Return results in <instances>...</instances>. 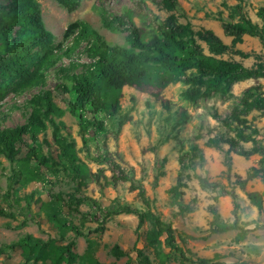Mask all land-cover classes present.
Segmentation results:
<instances>
[{"label":"rangeland","instance_id":"rangeland-1","mask_svg":"<svg viewBox=\"0 0 264 264\" xmlns=\"http://www.w3.org/2000/svg\"><path fill=\"white\" fill-rule=\"evenodd\" d=\"M36 1L54 44L63 46L54 64L42 71L38 84L23 92L12 90L0 102V129L24 124L30 114L28 101L40 91H52L54 102L62 111L55 119L59 124L58 135L73 143L88 174L77 183L63 173L53 175L42 169L41 182L21 181L14 186L13 194L8 191V177L16 165L0 156V209L13 215L0 216V264L24 263L19 249L4 251L3 247L25 235L42 241L52 239L59 245L73 241L80 257L89 256L101 264H136L134 247L142 250L151 264H192L198 259L218 264H264V176L249 180L243 188L238 183V178L247 177L250 168L261 167L262 154L248 157L239 154L252 150V143H237L234 148L221 143L220 149L206 146L209 139L233 137L235 124L231 114L242 108L247 90L264 95V78L239 81L225 91L210 92L195 101L184 96L191 87L182 82L171 83L161 90L103 89V106L95 119L102 121L104 128L98 133L90 131L82 138L78 121L67 110L69 99L57 86L65 76L84 71L90 60L85 52L86 43L78 45L69 56L62 54L69 44L63 42L66 27L83 21L108 44L123 46L131 26L148 35L168 13L162 9L161 0H82L72 13L53 0ZM177 1L179 22H189L194 30H211L230 45L231 37L225 34L217 17L220 13L227 15L224 5L233 6L237 0ZM8 4L9 0H0V7L8 9ZM242 7L250 20L264 29L258 16L259 10L264 9V0H244ZM114 17L120 19L121 26H117ZM236 49L264 58V46L257 38L244 36ZM222 58L239 61L245 67L255 62L253 56L242 59L226 54ZM244 119L246 124L242 128L247 133L255 129L264 147V114L253 111ZM52 132L53 128L47 125L45 132L37 136L45 154L55 153ZM100 158L108 162H99ZM118 177H127V181L117 180ZM198 177L234 193L238 208L219 189L202 188ZM173 187L181 193L179 196L169 192ZM141 191L149 201L150 211L172 224L176 243L190 262H182L168 248L150 247L146 242L150 225L145 222L138 228L137 216L118 214L101 223L103 216L99 212L84 202L77 203L88 197L100 203L105 211L112 212L118 205H124L145 212ZM252 193L261 196V212L249 197ZM55 196L58 202L53 204ZM58 219L65 221L67 227L58 228ZM235 220L238 227L252 231L240 238L238 229L219 230L233 225ZM69 225L77 227L81 236L71 231ZM100 227L102 231L94 232ZM114 246L127 256L114 257L111 254ZM74 264H85V260Z\"/></svg>","mask_w":264,"mask_h":264},{"label":"trees","instance_id":"trees-1","mask_svg":"<svg viewBox=\"0 0 264 264\" xmlns=\"http://www.w3.org/2000/svg\"><path fill=\"white\" fill-rule=\"evenodd\" d=\"M68 13L76 11L82 0H53ZM233 6L224 5L228 9L227 15L219 14L217 20L221 22L225 34L231 37L230 45H226L211 30H194L189 22L181 23L177 13L179 5L177 0H161L160 5L168 13L163 21H157L155 28L148 35L134 25L130 27L126 36V45L108 44L94 29L83 21L70 23L64 33L63 42L69 44L62 54L66 57L73 53L81 43H86L85 52L90 63L79 74H70L62 79L57 90L68 97L67 110L78 121L79 133L82 138L88 132L98 133L104 128L102 121L95 119V115L102 109L101 92L110 89L121 91L124 87L136 89L154 88L161 90L167 85L182 82L191 87L185 91L184 96L195 101L210 92H221L230 88L236 82L247 79L264 78V58L261 55H251L236 49L243 42L244 36L257 38L264 46V29L259 28L243 11L244 0H237ZM264 24V9L258 12ZM113 20L121 26L120 19ZM115 31V29H113ZM62 44L55 45L53 35L46 30L42 21L41 10L36 0H9L8 9L0 7V102L10 91L23 92L38 84L42 80V71L54 64ZM233 54L242 59L253 56L255 62L251 67H245L241 62L225 60L223 55ZM30 114L26 122L13 128L0 129V156L9 163L16 165L8 177V191L14 194V186L23 182H41V170L57 175L72 177L81 183L87 176V168L80 163L74 145L58 135L59 124L55 119L62 115V111L53 99L50 90L40 91L29 101ZM242 108L233 111L230 118L235 124L233 137L226 139H209L208 148L220 149L221 143L235 147L237 143H252L250 151H241L239 154L248 157L261 153V167L250 168L245 179L238 183L243 188L246 183L264 176V147L260 145L257 131L252 129L247 133L242 124H246V115L253 111L264 114V95H255L247 90L243 95ZM91 116V118H89ZM47 125L53 128L52 140L55 153L43 152L42 145L37 136L45 132ZM121 126V123L119 124ZM48 148L50 147L47 142ZM20 157V155H22ZM99 162H108V159H98ZM230 170V163H227ZM127 177H118L117 180L127 181ZM202 188L219 189L223 195L233 200L238 208L236 196L217 183H209L207 179L198 177ZM169 192L177 197L181 193L176 187ZM143 204L147 211L142 212L128 206L118 205L110 212L105 211L97 201L85 197L77 203H86L99 212L105 223L113 215L133 214L138 218V228L145 222L150 229L146 234L147 244L155 250L161 247L168 248L178 256L182 262H190L184 250L176 243L175 232L171 223L163 221L150 211L149 201L140 192ZM250 199L262 211L261 196L257 193L249 194ZM58 197L51 201L57 203ZM74 200V199H73ZM0 216L11 218L13 215L0 209ZM56 215H53L55 218ZM58 228L64 229L67 223L57 221ZM69 229L77 236L81 233L77 227L69 225ZM96 229L94 232L102 231ZM238 229L240 238L252 230L243 229L233 225L219 229L228 231ZM254 230V229H253ZM4 251L19 249L23 257V264L30 261H41L43 264H74L78 260H85V264H101L89 256L80 257L75 252L73 241L66 245L56 244L55 240L42 241L29 235L21 237L15 243L3 247ZM136 264H151L142 250L134 247ZM158 252V251H157ZM116 258L127 256L118 246L111 249ZM158 255L161 254L157 253ZM192 262V261H191ZM192 264H218L198 259Z\"/></svg>","mask_w":264,"mask_h":264}]
</instances>
